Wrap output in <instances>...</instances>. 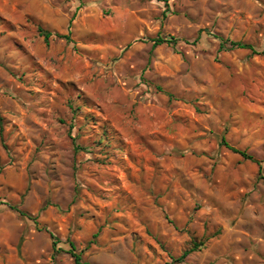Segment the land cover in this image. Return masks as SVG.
I'll return each mask as SVG.
<instances>
[{
	"label": "rangeland",
	"instance_id": "1",
	"mask_svg": "<svg viewBox=\"0 0 264 264\" xmlns=\"http://www.w3.org/2000/svg\"><path fill=\"white\" fill-rule=\"evenodd\" d=\"M193 241L175 264H264V0H0V264Z\"/></svg>",
	"mask_w": 264,
	"mask_h": 264
},
{
	"label": "trees",
	"instance_id": "2",
	"mask_svg": "<svg viewBox=\"0 0 264 264\" xmlns=\"http://www.w3.org/2000/svg\"><path fill=\"white\" fill-rule=\"evenodd\" d=\"M159 1L167 3L168 0H159ZM204 31L207 34H210L208 30H204ZM38 32L43 37V40H44L45 44H48V40L51 37V33L47 32V31H44L40 27L38 28ZM58 37L63 38V36H58ZM215 37L219 38V40H220L219 49H221V50L225 49V48H228L230 50L239 49V50H251L252 52H254L253 48L250 45H248V44H245V43H242V42L224 40V39H222V38H220L218 36H215ZM176 43H177V39L174 38V37H157L156 39L153 40L152 49H154L155 47H157L159 45H162V44H166L168 46L174 47L176 45ZM226 45L228 47H225ZM220 145L225 147L226 149H228L232 153L239 155L243 160L256 163V161L254 160V158L251 155H249L245 151H241V150H238V149L230 146L224 140V138L221 139ZM9 208L14 210L15 212L19 213L20 215H25L24 212L20 211L15 206L9 205ZM50 237L54 240V236L52 234H50ZM70 246H71V249L68 252H69L70 256L72 257L74 264H90L88 262L82 261L80 254L75 252L74 246H73L72 243H70ZM203 246H204V242L203 241H200V242L193 241L191 243V246L188 249L184 250L179 257H176V258L171 257V261L169 263H167V264H175V263L183 262L191 254L200 251L203 248ZM52 247H53L54 251H58L59 250V249H56V242L55 241H53Z\"/></svg>",
	"mask_w": 264,
	"mask_h": 264
}]
</instances>
